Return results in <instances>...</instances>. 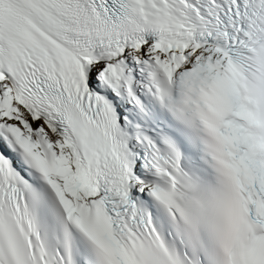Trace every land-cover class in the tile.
<instances>
[{
    "label": "snow or ice",
    "instance_id": "6c2138e0",
    "mask_svg": "<svg viewBox=\"0 0 264 264\" xmlns=\"http://www.w3.org/2000/svg\"><path fill=\"white\" fill-rule=\"evenodd\" d=\"M0 264H264V0H0Z\"/></svg>",
    "mask_w": 264,
    "mask_h": 264
}]
</instances>
